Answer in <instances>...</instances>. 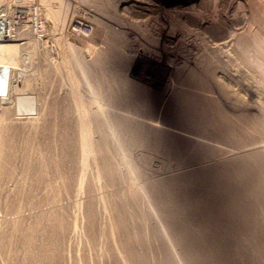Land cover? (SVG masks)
Here are the masks:
<instances>
[{
    "label": "rangeland",
    "instance_id": "1",
    "mask_svg": "<svg viewBox=\"0 0 264 264\" xmlns=\"http://www.w3.org/2000/svg\"><path fill=\"white\" fill-rule=\"evenodd\" d=\"M129 1L126 5L119 0H0V29L9 27L21 42H28L6 70L0 69L4 134L0 264H116V258L136 264L128 245L144 258V264H164L167 250L172 264H189L185 244L178 240L177 231L165 228L164 213L154 201L157 192L150 186L175 173H187L191 156L175 153L182 145L176 138L167 151L162 143L157 148L146 143L121 145L114 116L138 132L151 124L186 137L188 145L189 136L200 139L217 161L220 152L240 150L234 142L238 137L246 150L264 147V34L251 49L235 46V39L246 31L256 36L260 27L264 32V22L259 25L253 20L250 3ZM86 4L105 17H95ZM109 14L118 22L107 21ZM77 21L89 23L91 32L74 30ZM189 36L197 38L198 46L186 45ZM92 54L98 65L90 75L78 66L80 60L93 61ZM196 61L214 72L215 82H221L219 96L204 77V81L197 73L192 77L199 69ZM245 84L253 93L247 92ZM72 93L83 107L74 106ZM202 93L207 99H219L208 104L220 98L230 101L247 118L255 136L237 135L233 141L211 126L205 133L179 131L175 107L184 109L187 100H201ZM206 97L202 98L205 105ZM23 99L28 102L22 103ZM89 109H95L101 120L82 125L79 118ZM176 182L173 195L178 212L190 217L196 186L181 175ZM128 183L141 188L143 195L139 204H132L134 217L126 221V235L116 207ZM251 199L264 216V189ZM89 210L94 214L92 224Z\"/></svg>",
    "mask_w": 264,
    "mask_h": 264
},
{
    "label": "bare ground",
    "instance_id": "2",
    "mask_svg": "<svg viewBox=\"0 0 264 264\" xmlns=\"http://www.w3.org/2000/svg\"><path fill=\"white\" fill-rule=\"evenodd\" d=\"M81 1L84 2L85 0ZM247 1L253 8V20L255 22H258L259 25H262L264 22V1ZM129 2V0H119V3H123L126 5H129ZM75 6L73 7V9H76ZM130 9H132V7H130ZM86 10L94 13L95 17H105L104 15H102V13L96 11L93 6L86 4ZM133 11L134 13L136 12L135 10ZM20 12L23 11L20 10ZM110 14L109 16L107 15L108 17L106 16V20L113 24H115L116 21L118 22L119 18L117 20L115 16L114 19L113 17H110ZM109 22L107 23L109 24ZM121 24L123 23L121 22ZM147 28H149V26ZM116 29L118 28L116 27ZM184 30L186 29L184 28ZM128 31L129 30L125 32ZM121 33H124V31H121ZM215 34L217 33L215 32ZM235 34L236 33H234V36H236ZM257 34L258 35L253 36L251 32L246 31V33L242 34L241 37L235 39L237 40V44L235 43V46H244V48H246L247 50L249 48L251 49V44H257L256 38L264 34L260 27H258ZM119 35L117 36L119 37ZM125 35L126 34L122 36ZM117 36L115 38H117ZM122 36L120 38H124ZM128 36L129 35H127V37ZM188 38L189 39H187V41L185 42L187 46H198L199 42L196 37L189 36ZM21 40L22 38H17V36L15 34H12V32L8 28L0 29L1 70H6V68L9 67L10 63L13 61L15 54H17L19 50L24 49L28 44V42H21ZM127 40L129 41L130 38ZM92 56L93 61H91L90 58L89 61H86V59L85 61L80 60V65L78 66L80 70L82 69V72L90 73V75L92 71L95 72L97 70L96 68L98 65L97 59L95 58L96 55L94 56L92 54ZM135 57L136 56L134 55L132 59H134ZM197 63L199 65V69L197 70L198 72L193 71L195 74H192V77H196V73L197 75H200L199 77H202L201 80H203L204 77L208 81L207 84L211 85V88L213 87L214 89L213 91L219 96L220 91L218 90H220L221 82L220 84H218L217 81L215 82L216 76H214V72L208 71L207 67H205L203 63H201V61ZM229 76L227 80L229 79ZM243 79H241V82ZM244 82L245 81H243L242 83ZM245 88L247 89V92L249 91L250 93H253L252 87L246 85ZM193 90L194 88L192 87V91ZM72 95L74 106L83 107V105L80 104L81 101H78L79 98H77V94L72 93ZM203 97L206 96L203 94L202 98ZM202 98L201 100H192V98L191 101L187 100L185 107L186 109L184 108L178 110L177 107H175V114L178 116L177 121L179 124H181V130L179 131L185 130V132H189L191 134L205 133L208 126H211L220 135H224L226 137L228 136V138L233 141V137H236L237 135H243L245 138L255 136L254 129L249 124L247 118L236 108H233L234 106L232 104V106H230V101L227 102V100H223L222 98H220V101L218 103L210 104L213 101L217 102L219 99L214 100L212 98V100H210L207 99L208 97H206L205 105L202 101ZM208 100H210L209 104L207 103ZM25 101L28 102L26 99H23L22 103H26ZM95 109L94 111L90 109L87 110L86 112L89 114L82 112L83 115L79 118V122L82 125H85L90 120L94 122H100L101 115L99 116L98 113L95 112ZM112 121L119 126L118 129L120 132L118 133L117 138L118 143H120L121 145L137 146L140 143H146L148 146L151 145L156 147L158 143H162L164 146V150L167 151L169 146H174L173 144L175 143L176 138L179 141H182V145L180 143V147L175 151V153L178 155H182L183 151L184 156H191V159L189 161L193 162V164L187 166V168L185 169H188L187 173H175L176 175L165 177L161 181H159L158 184L155 183V185L153 184L152 186H150V190H152L153 192H157L156 199L154 201L160 212L164 213L165 228L171 231H177V234H179L178 240L183 241V243L185 244L184 252L189 264H264L263 209L257 208L258 205L254 203L255 200L251 199V196L257 199L262 194L264 189V147L262 149L246 150L244 149L242 141H240V137H238L234 142L235 148L240 150L231 152L230 154L220 152L218 154L220 155L219 160L217 161L216 157H213V155H211L212 151L204 147L200 139H194L189 136L187 139H189V142L191 141V145H188L186 144L187 142H185L184 139L186 137L180 136L175 131L159 130L157 126L150 124L148 127H146L145 129L143 127L138 132V130L132 125L125 126L118 116L112 117ZM3 135V128L2 125H0L1 144L4 143ZM88 147V144H86L85 146L83 145L82 148L84 151H86ZM132 172L138 174L139 171L133 168ZM180 175L184 176L185 180L190 184L195 185L197 189V194L193 196L190 201V204L192 205V212L190 213V217L187 216L186 218L184 213L181 215L179 214V205H177L179 203L176 201L173 195V191L174 189H176L177 184L176 178ZM123 190L124 196L119 200L116 209L119 215L118 220L121 222V224H123L122 227L124 228L127 235L126 231L129 229V227L126 224V221L127 219L134 217L132 207L135 203L139 204L138 201L142 197L143 193L141 188L139 189V187H137L136 185H131L129 183L123 187ZM257 201L258 200H256V202ZM88 218L89 223L92 224L94 221V214L90 210L88 212ZM136 228L137 230L139 229L138 225ZM55 230V228H52V231ZM128 253L134 258L136 264H144V258L140 256L138 251L133 246L128 245ZM165 255L163 259L164 264H172L171 259H169L170 254L168 250L166 251ZM116 260V264H124V262L122 263L121 259L116 258Z\"/></svg>",
    "mask_w": 264,
    "mask_h": 264
},
{
    "label": "built area",
    "instance_id": "3",
    "mask_svg": "<svg viewBox=\"0 0 264 264\" xmlns=\"http://www.w3.org/2000/svg\"><path fill=\"white\" fill-rule=\"evenodd\" d=\"M6 28V26H5ZM12 34H15V32L13 31V29L7 27ZM74 30H76L78 33H82V34H89L91 32V27L90 24L87 22H83V21H77L75 22V28Z\"/></svg>",
    "mask_w": 264,
    "mask_h": 264
}]
</instances>
